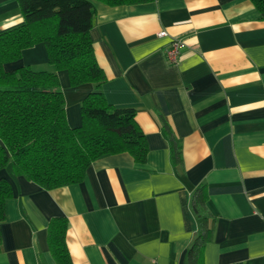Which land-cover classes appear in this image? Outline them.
<instances>
[{
  "label": "crops",
  "instance_id": "crops-1",
  "mask_svg": "<svg viewBox=\"0 0 264 264\" xmlns=\"http://www.w3.org/2000/svg\"><path fill=\"white\" fill-rule=\"evenodd\" d=\"M92 4L89 35L105 76L97 88L112 106L134 109L146 159L105 155L80 182L51 190L7 167L0 264H58L48 243L58 217L68 222L70 264H186L199 185L211 228L202 264H264V17L250 0ZM21 22L17 1L0 0V31ZM172 39L182 41L175 63L165 55ZM20 65L49 69L45 46L8 67ZM58 75L68 124L79 126L96 85Z\"/></svg>",
  "mask_w": 264,
  "mask_h": 264
},
{
  "label": "trees",
  "instance_id": "trees-1",
  "mask_svg": "<svg viewBox=\"0 0 264 264\" xmlns=\"http://www.w3.org/2000/svg\"><path fill=\"white\" fill-rule=\"evenodd\" d=\"M22 22L0 31V223L12 186L11 172L51 190L80 182L88 166L105 155L126 152L138 163L146 159L144 134L132 108L109 104L97 86L105 80L93 53L90 29L92 0H16ZM110 6L151 0H97ZM264 17V0H250ZM38 43L46 48L49 69L31 65L8 67ZM65 70L72 86L96 87L80 103L81 123L70 126L58 72ZM174 162L180 144L163 122ZM198 231L187 250L186 264H202L204 244L211 237L203 185L191 196ZM68 222L54 218L48 243L58 264H70L65 244Z\"/></svg>",
  "mask_w": 264,
  "mask_h": 264
},
{
  "label": "built area",
  "instance_id": "built-area-1",
  "mask_svg": "<svg viewBox=\"0 0 264 264\" xmlns=\"http://www.w3.org/2000/svg\"><path fill=\"white\" fill-rule=\"evenodd\" d=\"M159 36L166 35L165 31H160ZM182 46V41L180 39H172L169 46L165 49V55L169 62L175 63L180 54V48Z\"/></svg>",
  "mask_w": 264,
  "mask_h": 264
}]
</instances>
